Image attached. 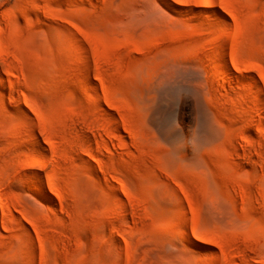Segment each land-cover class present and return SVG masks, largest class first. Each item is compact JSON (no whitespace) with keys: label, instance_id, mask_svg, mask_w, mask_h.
<instances>
[{"label":"rangeland","instance_id":"rangeland-1","mask_svg":"<svg viewBox=\"0 0 264 264\" xmlns=\"http://www.w3.org/2000/svg\"><path fill=\"white\" fill-rule=\"evenodd\" d=\"M0 264H264V0H0Z\"/></svg>","mask_w":264,"mask_h":264}]
</instances>
